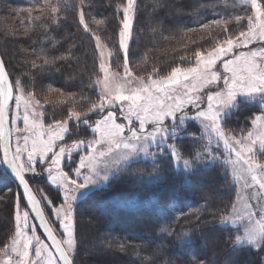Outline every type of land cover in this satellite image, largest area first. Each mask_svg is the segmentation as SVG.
<instances>
[{"label":"snow or ice","instance_id":"obj_1","mask_svg":"<svg viewBox=\"0 0 264 264\" xmlns=\"http://www.w3.org/2000/svg\"><path fill=\"white\" fill-rule=\"evenodd\" d=\"M67 7L75 8L79 25L95 41L98 71L91 80V86L99 90L95 100L85 95L77 99L76 93L65 95L49 87L48 92L60 93L57 103L68 107L63 118L45 124L47 96L42 102L21 78H10L0 57V164L7 165L14 174L29 206L21 207L18 194L14 230L0 247V264H75L74 204L78 197L90 187H107L110 178L126 171L138 157L150 159L153 170H157V158L165 149L176 168L186 173L206 161L219 162L230 171L232 182L238 185L235 201L213 218L219 225L235 229L231 237L234 251L244 246L264 250V111L251 120V129L237 133L227 127L231 110L239 106L238 97L258 100L264 108V0H233L231 5L225 0V8L231 7L232 12L214 13L220 18L181 34L176 43L185 52L179 60L189 61L188 66L177 65L166 74H161L157 66L137 74L130 66L137 0L116 5V11L122 13L116 50L109 48L89 25L85 9L92 7L91 0H78L74 5L71 0H30L27 8L19 10L24 13L21 24L27 21L25 33L36 27L47 31L52 25L59 26L61 9ZM237 8L242 11L236 12ZM91 23L104 25L105 20L92 16ZM206 37L210 38V47L198 43ZM163 39L174 40L175 36ZM55 59H49L41 50L30 63L32 68L44 71V66L50 67ZM114 60L119 61L115 67ZM146 62L147 57L142 60ZM92 114L99 118L92 120ZM120 118L123 122H118ZM189 121L199 123V136L189 135L201 144L190 158L177 143L187 132ZM69 122L76 128L83 125L89 129L92 138L58 143L71 135ZM154 146L157 151L152 150ZM221 146L223 153L214 151ZM73 152H83L78 166L72 169L75 178L62 166L65 157ZM38 162L44 164L48 181L63 191L58 205L42 193L38 199L40 190L34 192L30 186L27 174H40ZM44 204L51 208L53 220L59 224V235L53 220L45 214ZM196 218L199 220V215ZM34 219L39 220L50 244L37 234ZM160 231L172 235L174 230L163 227ZM191 237L190 230L177 234L180 241ZM120 247L123 250L124 245ZM197 264L208 262L199 260Z\"/></svg>","mask_w":264,"mask_h":264},{"label":"trees","instance_id":"obj_2","mask_svg":"<svg viewBox=\"0 0 264 264\" xmlns=\"http://www.w3.org/2000/svg\"><path fill=\"white\" fill-rule=\"evenodd\" d=\"M123 2L91 0L92 7L85 9L90 27L113 50L118 48L119 20L122 18V13L116 11V5ZM215 2L137 0L133 39L129 46V62L133 71L140 74L157 66L161 74H166L177 65L188 66L189 61L179 60L185 49L176 42L188 28H198L200 23L213 19L209 12L206 17L200 18V11ZM71 3L74 5L78 0H71ZM10 7L14 9L15 6ZM92 16L104 19L105 24L93 25ZM12 17L3 21L13 32L18 19H14V14ZM229 27L232 28L231 25ZM19 35L9 39V32L0 27V52L10 78H14L13 72H21L23 81L28 78L34 82L27 87L28 90L43 92L45 87L50 86L66 93H76L77 98L80 95L93 100L97 98L99 90L91 86V80L95 79L98 71V52L95 41L79 25L74 7L61 9L59 26L52 25L47 31L36 27L24 37ZM170 35L175 39H163ZM209 39L206 37L198 43L210 47ZM172 48L178 51L174 52ZM41 50L49 59L56 58L50 67L44 66V71L32 68L30 63ZM13 52L21 58L17 62L12 59L13 63H10L9 53ZM118 55L122 56V53ZM61 56L68 58L60 59ZM145 57L147 62L142 63ZM118 62L114 60L113 67ZM37 63L43 65L41 60ZM137 64L139 68L135 67ZM241 106L227 118V127L237 133L251 128L252 118L261 112L253 102H245ZM94 118L96 115L92 114L91 119ZM190 130L184 134L189 135ZM194 130L199 131L198 128ZM177 143L189 158L201 149L200 142L188 136ZM152 150L157 151L155 147ZM152 163L145 158L134 160L126 171L110 180L107 187L85 195V217L81 216L79 208L77 212L79 251L74 256L75 264H197L199 260L208 264H264L263 250L244 246L234 251L231 237L235 229L231 225H219L213 218L215 213L235 201L237 190L230 171H226L219 162L206 161L205 165L200 163L193 172L186 173L176 168L167 149L157 158L156 163L160 166L157 170H153ZM5 173L14 181L6 170ZM12 183L16 184L22 199L19 186L15 181ZM3 194L0 191V247L10 237V225L14 222L10 221L13 206L1 202ZM96 206L99 210L94 211ZM163 227L173 229V234L162 233L160 229ZM182 230H190L192 237L178 240L177 234ZM39 232L42 234L40 229ZM122 244L123 250L120 247Z\"/></svg>","mask_w":264,"mask_h":264},{"label":"rangeland","instance_id":"obj_3","mask_svg":"<svg viewBox=\"0 0 264 264\" xmlns=\"http://www.w3.org/2000/svg\"><path fill=\"white\" fill-rule=\"evenodd\" d=\"M29 3H30V0H0V24L2 26L5 25L3 27L2 26H0V27L1 28H5V30H6V26L7 25L4 23L3 20L6 19V21H7V17L8 18L9 17H12L13 14H14V19L15 18H16V20L18 19V22H16L17 26L13 29L14 30L13 32H15L16 34L15 35L9 34V39L10 38H13V36H16V35H19V34H20L19 36H21V37H24L25 36L26 33L24 32V26L26 24H21V22H20L21 17L24 15V13L19 12V10L20 9L27 8L29 6ZM227 3L229 5H231L233 2L232 3H229L227 1ZM10 6H15V7H14V9H12ZM232 11H233V9L231 7L225 8V0H216V2L213 3V5L211 7L203 8L200 11V18L206 17L207 14H208V12H209V14L211 15V17L213 19H218L220 17L214 15V13H222V14H225L226 15V14L232 12ZM235 11L236 12H240V11H242V9L237 8V9H235ZM25 22H27V21L25 20ZM17 27L19 28V32L17 31ZM8 30H9V27L7 26L6 32H9ZM30 52H31V50H30ZM9 55L11 57L9 59L10 63L11 62L13 63V60L14 59L17 62V60L21 58L19 56L17 57L16 56L17 53H14V52L13 53H9ZM12 74H14V78H13L14 80L17 77L21 78V80L25 84L26 88L29 85H31L32 83H34L30 79L28 80V78H27L26 81H23L24 76L22 75L21 72H13ZM49 87L50 86L45 87V89L43 90V92L37 91V94L41 97L42 102H43V97L44 96H47L48 101H49V103L45 104V108H46L45 119H44L45 124L51 122L52 119H61V118H63L66 115V110H67V107H68V105H62V104L57 103L58 100L60 99V93L59 92H54V91L53 92H48V88ZM51 88H54V87H51ZM62 92L65 95L68 94V93H66L64 91H62ZM245 102H250V103L253 102V103H256L258 105V107L261 109V111H264V108H262L261 103L258 100L252 101V100H248L245 97H238V105H239L238 108L242 107L241 105H243ZM53 104H55V107H53ZM238 108L232 109L231 110V113L234 112V111H236ZM259 114H255L254 116L259 115ZM98 118L99 117L96 116V119H98ZM118 122H123V119L120 118L118 120ZM69 127L72 129L71 135L69 137H66L65 138V141L58 142V143H71L72 140H77V139H91L92 138V134H91L90 130L87 129L86 127H84L83 125H81L79 128H76L74 126L73 122H69ZM149 127H151V126H149ZM197 128L199 129V131L194 130V129H197ZM189 129H191L190 130V132H191L190 134H195V135L199 136V134H200V126H199V123L198 122H193V121L187 122V131ZM249 129H251V128H249ZM185 136L186 137L188 136V137L192 138L191 135H185L184 133H182V138H184ZM214 151H216L219 154V153H223L224 152V149L221 146L219 149H215L214 148ZM82 154H83V152H73L71 154V156H66L65 159H64V161L62 162V166L64 167V170L65 171H68L69 174L72 175L73 177H74V172L72 171V169H74V168H76L78 166L79 158H80V156ZM0 156H2L1 155V149H0ZM141 158H144V157L141 156V157L136 158L135 160H138V159H141ZM201 165H205V162L204 163H201ZM43 167H44V164L38 162L37 163V172L40 173V174L39 175H33L31 173H28L27 174L28 175V178H29V183L33 186V188H34V190L36 192H37L38 189L40 190V191L37 192V196H38L39 199L41 198V193H42L43 195H46L49 199H51L53 201V204L54 205H58L62 201L63 191H62V189H60V188L52 185L48 181V179H47V173L43 171ZM0 175H1L0 176L1 179H2V176H3V179H2L3 184H2V188H1L0 191H2V193H4L3 194L4 200L1 201V202L2 203L5 202V203H8L9 205L13 206V208H12L13 209L12 218L10 219V221H12V220H14L13 217H14V211H15L16 197L19 194V191L17 189L16 184L15 183H12L14 181H12L9 178V176L5 173L4 164H0ZM112 179L113 178H110V180H112ZM231 179H232V177H231ZM233 185H234L235 189L238 190V185H236L235 183H233ZM97 189L98 188L90 187L89 190H86V194L89 193V192H91V191L97 190ZM86 194L79 196L78 199L76 200L75 204H74V208H75V220H76V238H77V225L79 223L78 217H77V212H78V208H79V210L81 212V216L85 217V195ZM1 197H2V195H1ZM22 200L23 199H20L21 207L22 208H25L26 206H25V204H24V202ZM44 210H45L46 216L50 220H53V213H52L51 208L49 206H47L46 204H44ZM93 210L94 211L95 210H99V206L93 207ZM10 216H11V214H10ZM32 222L36 224L35 220H33ZM11 223L13 224V225H10V227L12 228V230H11V233H12V231L14 230V222H11ZM53 226L57 229V234L59 235L60 229H59L58 222H56V221L53 220ZM36 231H37V234L41 235L42 239H45V241L47 243H49L47 241V239L45 238V236H43L39 232L38 225H37ZM91 241H93V240H91ZM250 248H252V247H250ZM252 249L258 250V249H255V248H252ZM78 251H79V242L77 240V249H76L75 255L78 253ZM84 252H85V246H84ZM263 253H264V250H263Z\"/></svg>","mask_w":264,"mask_h":264},{"label":"water","instance_id":"obj_4","mask_svg":"<svg viewBox=\"0 0 264 264\" xmlns=\"http://www.w3.org/2000/svg\"><path fill=\"white\" fill-rule=\"evenodd\" d=\"M0 57H2V55H1V52H0ZM6 66V65H5ZM7 69V68H6ZM0 149H1V155H2V147H0ZM4 168H5V170L8 172V174L14 179V181L18 184V186H19V188H20V193H21V196H22V199H23V202H24V204H25V206L26 207H29L28 205H27V201H26V198L23 196V188H22V186L21 185H19V183H18V181L15 179V177H14V174L11 172V170L7 167V165H4ZM31 186V185H30ZM35 192V191H34ZM37 198H38V196H37ZM39 199V198H38ZM32 216H34V213H32ZM35 220V222H36V224L38 225V227H39V229H40V231L42 232V234L45 236V238L47 239V236H46V233H44V230H43V228L42 227H40L39 226V220L38 219H34ZM48 241V240H47ZM49 242V244L51 243L50 241H48Z\"/></svg>","mask_w":264,"mask_h":264}]
</instances>
